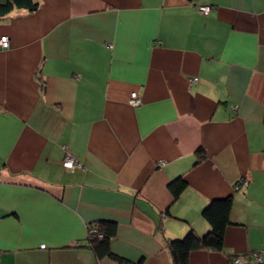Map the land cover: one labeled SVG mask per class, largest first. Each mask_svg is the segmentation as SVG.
Segmentation results:
<instances>
[{"label":"crops","instance_id":"0c3cea01","mask_svg":"<svg viewBox=\"0 0 264 264\" xmlns=\"http://www.w3.org/2000/svg\"><path fill=\"white\" fill-rule=\"evenodd\" d=\"M35 1L0 16V264H116L74 247L100 220L115 255L171 264L228 195L224 251L189 264H264V0Z\"/></svg>","mask_w":264,"mask_h":264},{"label":"trees","instance_id":"16d2710c","mask_svg":"<svg viewBox=\"0 0 264 264\" xmlns=\"http://www.w3.org/2000/svg\"><path fill=\"white\" fill-rule=\"evenodd\" d=\"M14 8L34 12L38 9V3L35 0H6L4 3H0V16L6 15ZM196 155L198 162L204 158V154L200 149L197 150ZM246 186L247 181L239 179L233 188L235 192H238ZM167 188L172 196V201H174L186 190L187 183L183 177H178L169 182ZM232 208L233 195L212 199L201 211V217L209 226V230L205 234L198 235L193 229L189 228L181 238L166 240L164 246L171 264H189V256L194 251L223 252L226 230L233 225L231 220ZM159 229L163 232L161 226ZM116 234L117 225L115 222L100 220L88 225L85 241L74 244V247L88 249L97 261L107 258L116 264H133L132 261L115 255L111 251L110 241ZM228 259L231 263L254 259L256 263L260 264L259 255L253 252L237 257L228 255Z\"/></svg>","mask_w":264,"mask_h":264},{"label":"built area","instance_id":"2783aa9c","mask_svg":"<svg viewBox=\"0 0 264 264\" xmlns=\"http://www.w3.org/2000/svg\"><path fill=\"white\" fill-rule=\"evenodd\" d=\"M198 11L202 15H207L209 13V11H210V7H208V6H199L198 7ZM8 47H9V43H8L7 37L6 36L0 37V48L6 49ZM129 104L132 105V106H138L140 104V101H139L136 93L133 92V93L130 94ZM61 165L65 169L72 170L76 166V163H75L74 159L70 155L67 154L64 157V159L62 160ZM40 248L43 249L44 246L41 245Z\"/></svg>","mask_w":264,"mask_h":264},{"label":"rangeland","instance_id":"374dc122","mask_svg":"<svg viewBox=\"0 0 264 264\" xmlns=\"http://www.w3.org/2000/svg\"><path fill=\"white\" fill-rule=\"evenodd\" d=\"M206 16V15H205Z\"/></svg>","mask_w":264,"mask_h":264}]
</instances>
